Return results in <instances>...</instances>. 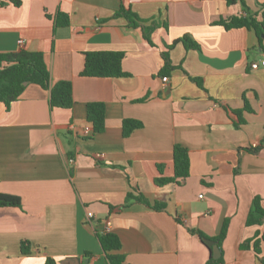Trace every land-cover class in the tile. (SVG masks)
<instances>
[{
	"label": "crops",
	"instance_id": "1",
	"mask_svg": "<svg viewBox=\"0 0 264 264\" xmlns=\"http://www.w3.org/2000/svg\"><path fill=\"white\" fill-rule=\"evenodd\" d=\"M121 3L155 23L151 43L113 17ZM245 3L259 18L264 0ZM242 13L240 2L226 0L0 6V53L42 52L51 82L70 81L74 99L69 109L50 108L49 91L27 84L8 108L0 103V193L21 200V207L0 206V264H44L47 257L107 264L96 235L106 228L129 264H204L209 250L196 232L212 240L223 226L219 264L264 262V221L246 224L254 197L264 209V37L259 45L252 29L218 24ZM61 14L67 24L58 23ZM184 35L198 48L175 42ZM166 50L173 69L164 86ZM95 51L122 52L127 74L81 76L85 53ZM94 101L105 105V129L83 139V128L91 129L86 104ZM127 118L143 126L124 137ZM174 144L187 148L189 175L157 186L158 165L163 176L173 175ZM127 192L166 208L126 202Z\"/></svg>",
	"mask_w": 264,
	"mask_h": 264
},
{
	"label": "trees",
	"instance_id": "2",
	"mask_svg": "<svg viewBox=\"0 0 264 264\" xmlns=\"http://www.w3.org/2000/svg\"><path fill=\"white\" fill-rule=\"evenodd\" d=\"M240 2L243 13L233 15L228 19L220 20L218 24L222 25L225 29L234 27H246L252 29L258 38L260 45L262 37H264V6H261V12L259 18L256 13L251 12L245 0H226L227 4H233ZM21 0H0V6L12 4L19 6ZM113 17H122L125 19L128 27L139 28L142 32L143 38L150 41V33L156 27L155 23L151 22L146 24L147 21L141 19L136 15L128 6L121 3L118 9L114 12ZM59 24L64 25L68 23V17L64 14L59 15L57 18ZM180 41L185 48H198V44L192 41L188 36L184 35L181 38L175 40ZM174 43V42H173ZM173 44L168 45L170 48ZM123 57L122 52L118 51H95L86 52L84 56L83 68L80 72L81 76L89 77H119L124 76L125 73L121 68V60ZM163 66L159 72L161 76L168 75L169 71L173 69V65L170 62L168 51L162 52ZM200 85V80L193 79ZM27 84H37L41 88L49 91V107H60L69 109L74 104L72 95V84L68 80H59L54 83L51 82L50 73L44 60L43 54L40 51H28L26 49H20L17 52L0 53V103H3L6 108L10 104L19 99ZM246 109H248L245 103ZM240 116V111H235ZM86 121L91 125V134L89 136H79L83 139L92 137L97 133H101L105 129V105L103 102L94 101L86 104ZM142 122L135 119H123L122 120V135L128 136L134 129L141 128ZM173 175L166 177L161 173L162 165H158L159 175L155 177L154 183L157 186H162L170 182L181 184L189 175V156L187 148L180 144H174L173 150ZM71 158L72 153L68 154ZM130 200L138 201L151 207L154 210H163L166 208L165 202L154 201L150 203L144 196L133 195L131 192H127L125 201ZM0 206H12L21 207V200L18 196L12 194L0 193ZM264 221V209L260 204L258 197H254L252 200L251 208L246 218V224H257ZM198 237L204 242L205 235L201 232H196ZM102 251L104 252L107 264H129L125 260V256L120 252L121 243L119 237L112 232H96ZM225 226H223L220 234L212 240L216 241L218 247L224 238ZM261 239H264V233L261 235ZM249 241H245L240 244V248L245 249L248 247ZM209 257L204 264H219L222 262V256L214 259L210 248ZM253 248L257 255H259V239L254 238ZM21 253L29 255L30 244L27 241L20 242ZM220 249V248H219ZM259 259V258H258ZM261 264H264L261 261ZM44 264H57L56 260L47 257Z\"/></svg>",
	"mask_w": 264,
	"mask_h": 264
},
{
	"label": "built area",
	"instance_id": "3",
	"mask_svg": "<svg viewBox=\"0 0 264 264\" xmlns=\"http://www.w3.org/2000/svg\"><path fill=\"white\" fill-rule=\"evenodd\" d=\"M19 43L22 44V40H19ZM261 65L264 66V60L261 61ZM257 66H258V64H256V63L251 64V67H252V68H256ZM162 81H163V85L165 86V84L168 82V77H167V76H163V77H162ZM81 134H82L83 136H89V135L91 134V129H90V127H89V128H88V127L83 128ZM71 159H72V158H70L69 160H71ZM92 216H93L92 213H89V214H88V217H89V218H91ZM100 232H108V229H107V228H106V229H103V230H101Z\"/></svg>",
	"mask_w": 264,
	"mask_h": 264
},
{
	"label": "water",
	"instance_id": "4",
	"mask_svg": "<svg viewBox=\"0 0 264 264\" xmlns=\"http://www.w3.org/2000/svg\"><path fill=\"white\" fill-rule=\"evenodd\" d=\"M204 243L210 248V252L212 253V257L214 259L218 258L220 255L219 247L216 241L211 239H204Z\"/></svg>",
	"mask_w": 264,
	"mask_h": 264
}]
</instances>
